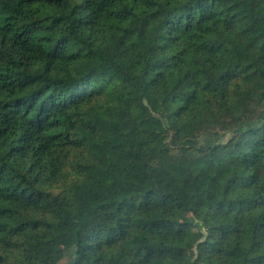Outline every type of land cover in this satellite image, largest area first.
Instances as JSON below:
<instances>
[{"label":"trees","instance_id":"16d2710c","mask_svg":"<svg viewBox=\"0 0 264 264\" xmlns=\"http://www.w3.org/2000/svg\"><path fill=\"white\" fill-rule=\"evenodd\" d=\"M263 107L264 0H0V264H264Z\"/></svg>","mask_w":264,"mask_h":264},{"label":"rangeland","instance_id":"374dc122","mask_svg":"<svg viewBox=\"0 0 264 264\" xmlns=\"http://www.w3.org/2000/svg\"><path fill=\"white\" fill-rule=\"evenodd\" d=\"M262 110L264 113V107L262 108ZM229 136L230 134L220 135L218 133H210V134H207L199 138L195 142H188V144L194 146L193 152H192V154H194V153H199L205 150L208 146H210L213 143L226 141L229 138ZM168 142L172 145L176 144L172 136L168 137ZM59 264H70V260L68 257H66L63 260H61Z\"/></svg>","mask_w":264,"mask_h":264}]
</instances>
